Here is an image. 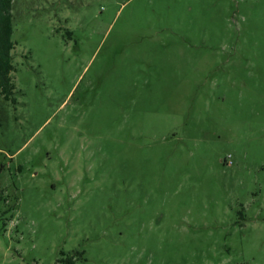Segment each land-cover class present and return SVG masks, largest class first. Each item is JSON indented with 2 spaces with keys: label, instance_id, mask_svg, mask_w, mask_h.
I'll return each mask as SVG.
<instances>
[{
  "label": "rangeland",
  "instance_id": "rangeland-1",
  "mask_svg": "<svg viewBox=\"0 0 264 264\" xmlns=\"http://www.w3.org/2000/svg\"><path fill=\"white\" fill-rule=\"evenodd\" d=\"M0 264H264V0H15Z\"/></svg>",
  "mask_w": 264,
  "mask_h": 264
},
{
  "label": "trees",
  "instance_id": "trees-1",
  "mask_svg": "<svg viewBox=\"0 0 264 264\" xmlns=\"http://www.w3.org/2000/svg\"><path fill=\"white\" fill-rule=\"evenodd\" d=\"M15 0H0V95L10 100L15 89L11 73L13 63V7ZM61 264H74L75 257L67 256L59 260Z\"/></svg>",
  "mask_w": 264,
  "mask_h": 264
}]
</instances>
